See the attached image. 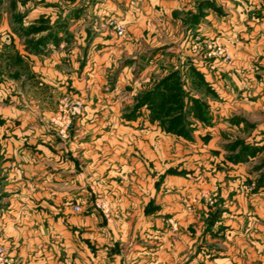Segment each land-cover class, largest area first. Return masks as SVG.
I'll return each instance as SVG.
<instances>
[{
    "label": "rangeland",
    "instance_id": "1",
    "mask_svg": "<svg viewBox=\"0 0 264 264\" xmlns=\"http://www.w3.org/2000/svg\"><path fill=\"white\" fill-rule=\"evenodd\" d=\"M0 126L93 187L13 264H264V0H0Z\"/></svg>",
    "mask_w": 264,
    "mask_h": 264
},
{
    "label": "crops",
    "instance_id": "2",
    "mask_svg": "<svg viewBox=\"0 0 264 264\" xmlns=\"http://www.w3.org/2000/svg\"><path fill=\"white\" fill-rule=\"evenodd\" d=\"M7 128L15 130L16 137L2 140ZM21 130L0 126V233L26 235L38 231L49 236L52 228L58 227L65 241L71 235L79 236L84 222L91 220L75 213L72 205L82 200L84 186L90 187L92 179L87 180L79 170L68 176L71 167L57 156L61 150L35 145L34 132L24 135ZM80 150L78 162L88 160L91 171L100 167L98 144H83Z\"/></svg>",
    "mask_w": 264,
    "mask_h": 264
},
{
    "label": "built area",
    "instance_id": "3",
    "mask_svg": "<svg viewBox=\"0 0 264 264\" xmlns=\"http://www.w3.org/2000/svg\"><path fill=\"white\" fill-rule=\"evenodd\" d=\"M113 28L115 29L116 33L118 36H122L124 34V29L123 27H121L120 25H117V24H114L113 25ZM79 109H80V105L78 103H76V105L71 109V113H77L79 112ZM62 133H64V131H62ZM97 208L101 211V213L104 215V216H108L109 213H110V206H109V203L107 202V200L105 199H100L98 202H97ZM73 210L75 212H80V207L75 205L73 207ZM0 264H13V260L12 258L10 257V255L8 254V251L7 249L0 245Z\"/></svg>",
    "mask_w": 264,
    "mask_h": 264
},
{
    "label": "trees",
    "instance_id": "4",
    "mask_svg": "<svg viewBox=\"0 0 264 264\" xmlns=\"http://www.w3.org/2000/svg\"><path fill=\"white\" fill-rule=\"evenodd\" d=\"M176 118V117H175Z\"/></svg>",
    "mask_w": 264,
    "mask_h": 264
}]
</instances>
